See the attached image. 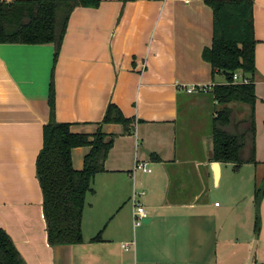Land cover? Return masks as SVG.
Instances as JSON below:
<instances>
[{
	"label": "crops",
	"instance_id": "1",
	"mask_svg": "<svg viewBox=\"0 0 264 264\" xmlns=\"http://www.w3.org/2000/svg\"><path fill=\"white\" fill-rule=\"evenodd\" d=\"M253 1L256 162L239 166L212 160L218 106L211 93L186 91L225 82L203 56L213 41V8L205 0L77 6L56 61L53 43L0 42V228L27 264H247L254 244L252 264H264V191L257 207L258 186L250 189L251 178L264 177V0ZM111 102L136 118L133 132L102 122ZM52 112L73 132L115 135L86 198L83 241L55 246L36 170ZM90 149L73 148L75 169ZM248 164L254 168L242 173ZM213 189L222 202L212 201ZM134 190L145 191L139 200L149 212L140 225ZM236 244L246 250L240 259H232Z\"/></svg>",
	"mask_w": 264,
	"mask_h": 264
},
{
	"label": "trees",
	"instance_id": "2",
	"mask_svg": "<svg viewBox=\"0 0 264 264\" xmlns=\"http://www.w3.org/2000/svg\"><path fill=\"white\" fill-rule=\"evenodd\" d=\"M98 1L0 0V42L53 43L56 61L74 8L96 5ZM205 1L213 8V41L204 49L203 56L212 66L213 77L225 75V82L215 83L208 91L218 106L212 119V160L235 166L256 162L254 1ZM235 73L249 81H235ZM50 104L53 111V82ZM238 105L250 108L248 116L239 120L235 110ZM51 114L50 121L43 126V146L36 161L48 242L52 246L80 243L86 198L93 191L97 173L105 170L115 135L101 129L94 134L76 133L70 129V123L59 122L53 112ZM102 122H120L125 132L131 133L136 118L125 116L118 105L111 102ZM83 145L91 149L85 156L83 168L78 170L73 166L72 150ZM259 189H256L257 207L264 187ZM259 226L257 209V230ZM0 264H27L3 228H0Z\"/></svg>",
	"mask_w": 264,
	"mask_h": 264
},
{
	"label": "built area",
	"instance_id": "3",
	"mask_svg": "<svg viewBox=\"0 0 264 264\" xmlns=\"http://www.w3.org/2000/svg\"><path fill=\"white\" fill-rule=\"evenodd\" d=\"M234 80L237 82H245L247 83L248 78H243L239 73L234 74ZM214 84H192L186 87V91L192 92H208L211 90ZM135 168H141L145 171L149 170L144 162H137ZM145 193V191H136L134 190L132 194V201L134 205V222L136 225H140L144 222V220L149 216V212L146 209L145 205L142 201L139 200V195ZM216 205H219V202H216ZM127 249L129 248V244H123Z\"/></svg>",
	"mask_w": 264,
	"mask_h": 264
},
{
	"label": "rangeland",
	"instance_id": "4",
	"mask_svg": "<svg viewBox=\"0 0 264 264\" xmlns=\"http://www.w3.org/2000/svg\"><path fill=\"white\" fill-rule=\"evenodd\" d=\"M222 79V80H221ZM216 80H217V82L218 81H223V80H225V77L223 76V75H221V77H217L216 78ZM235 110H236V117H237V119L239 120V119H242L245 115H247V107H245V106H241V105H238V106H235ZM211 117H212V114L210 115ZM205 127H207L206 125H204ZM204 126H202V128L204 127ZM210 128V127H209ZM210 130H211V128H210ZM244 169L242 170V173L243 172H245V170H246V168H254V165L253 164H248V165H245L244 167H243ZM251 181H252V184H251V192L253 191V189H255V184H256V186H258L260 189L259 190H262V188L264 187V177H262L261 178V180L259 181V180H256L255 181V178H251ZM255 181V182H254ZM258 184V185H257ZM261 186V187H260ZM218 192L219 191H217V189H213V202L215 201V200H217V201H219V202H222V198L218 195ZM253 195V194H252ZM251 207L253 206V204H254V199L252 198V200H251ZM254 215H255V209H254ZM253 226H254V219H253V216H252V219H251V221H250V228H251V231H253ZM255 234H257V233H255L254 232V240H255ZM240 235V233L238 234V236ZM242 235V234H241ZM221 247V246H220ZM232 248L234 249L233 250V252H232V259H240V258H242L243 256H244V254L246 253V250L244 251V249L242 248V245L241 244H236V245H234V246H232ZM232 248H230L231 250H232ZM221 249V248H220ZM251 250H252V248H251ZM249 255V257H250V255H251V251H250V253L248 254ZM248 263V262H247ZM254 264H256V262L254 261Z\"/></svg>",
	"mask_w": 264,
	"mask_h": 264
},
{
	"label": "water",
	"instance_id": "5",
	"mask_svg": "<svg viewBox=\"0 0 264 264\" xmlns=\"http://www.w3.org/2000/svg\"><path fill=\"white\" fill-rule=\"evenodd\" d=\"M149 221H150V218H146L144 220V222H149ZM254 253H255V244L253 245L252 252H251V255H250V258H249V261L247 264H252L253 258H254Z\"/></svg>",
	"mask_w": 264,
	"mask_h": 264
}]
</instances>
